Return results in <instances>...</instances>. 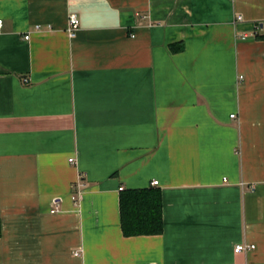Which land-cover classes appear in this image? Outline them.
Segmentation results:
<instances>
[{"label": "crops", "instance_id": "0c3cea01", "mask_svg": "<svg viewBox=\"0 0 264 264\" xmlns=\"http://www.w3.org/2000/svg\"><path fill=\"white\" fill-rule=\"evenodd\" d=\"M0 18V264H264V0H0ZM155 186L164 231L125 236L121 191Z\"/></svg>", "mask_w": 264, "mask_h": 264}, {"label": "trees", "instance_id": "16d2710c", "mask_svg": "<svg viewBox=\"0 0 264 264\" xmlns=\"http://www.w3.org/2000/svg\"><path fill=\"white\" fill-rule=\"evenodd\" d=\"M120 216L125 236L162 233L164 214L161 189L155 186L122 190Z\"/></svg>", "mask_w": 264, "mask_h": 264}, {"label": "built area", "instance_id": "2783aa9c", "mask_svg": "<svg viewBox=\"0 0 264 264\" xmlns=\"http://www.w3.org/2000/svg\"><path fill=\"white\" fill-rule=\"evenodd\" d=\"M69 21H68V25L66 28V31L69 33L70 37H75L78 33V29L80 28V23H81V18L79 17L78 13L75 12H71L69 15ZM244 17L243 15H238L236 17V21H243ZM4 24V20H2V18H0V29H2ZM255 30H254V34L255 35H260V36H264V21H257L255 22ZM36 28H39V25H36ZM26 38H30V33L26 34ZM26 81H29V78L26 77L25 78ZM235 114H232V116H234ZM70 161L74 162V157H70L69 159ZM158 180L155 179V181L152 182L153 185L157 184ZM83 186L82 183H79V187L81 188ZM76 197V195L74 196V198ZM256 245L252 244V243H237L235 245V251L236 252H242L244 250H249V249H253L255 248ZM78 254V253H77Z\"/></svg>", "mask_w": 264, "mask_h": 264}]
</instances>
